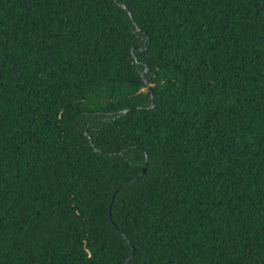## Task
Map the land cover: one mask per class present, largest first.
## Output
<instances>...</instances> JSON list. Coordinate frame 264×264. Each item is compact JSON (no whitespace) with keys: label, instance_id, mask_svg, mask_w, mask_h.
<instances>
[{"label":"trees","instance_id":"obj_1","mask_svg":"<svg viewBox=\"0 0 264 264\" xmlns=\"http://www.w3.org/2000/svg\"><path fill=\"white\" fill-rule=\"evenodd\" d=\"M132 246L264 264V0H0V264Z\"/></svg>","mask_w":264,"mask_h":264},{"label":"water","instance_id":"obj_2","mask_svg":"<svg viewBox=\"0 0 264 264\" xmlns=\"http://www.w3.org/2000/svg\"><path fill=\"white\" fill-rule=\"evenodd\" d=\"M120 6H121L122 8H125V9H126V5H125V4H120ZM128 13H129L130 17L132 18V14H131L129 11H128ZM135 28H136V30H139V27H138V26H136ZM131 50H132V53H133L134 48L132 47ZM149 90H150V96H151V105H150V106H151V107H154V106H155V102H154V100H153L152 88L149 87ZM132 108H140V107L137 106V105H134V106H132ZM127 111H128V108H126V109L123 110L124 113H126ZM146 157H147V156H146ZM145 167H146L145 164L142 165V167H141V172H140V173H144V171H145ZM120 187H121V185H118V186L116 187V189H115L114 192H116ZM113 197H114V195L112 196V198H113ZM124 236H125V235H124ZM133 252H134V247L132 246V248H131V252H130L129 256L127 257L126 261L124 262V264H127V262L129 261V259H130L131 256H132Z\"/></svg>","mask_w":264,"mask_h":264}]
</instances>
